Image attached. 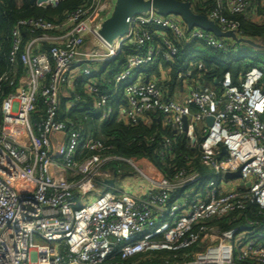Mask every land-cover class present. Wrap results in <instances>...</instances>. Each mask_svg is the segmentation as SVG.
Instances as JSON below:
<instances>
[{"label":"built area","instance_id":"1","mask_svg":"<svg viewBox=\"0 0 264 264\" xmlns=\"http://www.w3.org/2000/svg\"><path fill=\"white\" fill-rule=\"evenodd\" d=\"M62 1L35 5L46 9ZM180 1L243 38L229 16L250 19L253 0ZM114 7L115 0H87L60 23L23 20L13 31L11 61L22 64L24 74L17 78L15 72L12 81L5 77L14 90L0 95V264H127L141 254L186 251L205 241L212 244L178 264H264V234L251 238L218 225L249 205L264 213V69L252 68L237 84L227 72L215 79L217 92L203 81L205 65L191 63L197 75L190 70L179 77L181 85L188 79L193 86L183 101L170 98L171 69L149 82L132 81L135 72L159 57L172 65L182 45L229 53L237 42L201 28L189 31L181 17L152 10L134 17L129 33L109 44L100 31ZM129 45L138 53L128 56L124 70L103 90L97 75ZM82 74L89 77L85 94L101 110L102 122L116 113L115 95L123 88V120L136 125L160 114L193 147L200 139L210 178L182 170L169 179L144 159L110 156L101 139L69 117L83 102L77 93ZM171 146L167 139L166 150ZM118 162L134 167L147 183L132 192L116 190L119 171L110 165ZM114 179L115 187L106 188L116 193L75 205L78 193L90 196L98 181Z\"/></svg>","mask_w":264,"mask_h":264},{"label":"trees","instance_id":"2","mask_svg":"<svg viewBox=\"0 0 264 264\" xmlns=\"http://www.w3.org/2000/svg\"><path fill=\"white\" fill-rule=\"evenodd\" d=\"M86 1L64 0L57 7L43 9L31 5V0H20V2L0 0V84L3 92L0 95L2 98L14 90V87L10 86V82L4 81V78L8 77L12 81L15 72L18 73L17 78L24 74L23 65L11 61L13 31L17 24L20 21L30 19H43L60 23L66 13L77 9ZM253 2L255 6L252 7L255 9L256 19H247L245 16H229V19L238 25L243 38L264 41V7L261 5L262 0H253ZM195 13L205 14L206 11L196 8ZM25 33V39L28 40L27 31ZM138 51L133 45L124 47L116 59L108 63L104 71L97 75L103 90L109 89L107 81L113 80L117 74L124 70L128 56L134 55ZM249 56L251 53L242 51L240 55L234 56L230 52L223 53L204 47L200 48L198 43L191 46L182 45L180 46V54L172 65L161 62L159 57L156 64L138 69L132 81L141 79L142 82H149L159 79L167 69H171L167 81V85L170 87L168 96L174 98L176 94L174 89L179 86L181 80L179 75L186 74L190 70H192L193 75H197L196 66H190V64L202 62L207 72L203 81L218 92L220 87L215 83V79L221 80L225 73L230 72L234 83L237 84L239 79L252 68L264 66V58L261 56L254 58L252 63L245 65V60ZM77 93L82 95L83 102L74 109L69 117L77 124L82 125L90 136L101 139L109 147L108 154L110 156L134 160L144 159L169 179H173L177 172L182 170L197 171L203 175L205 181L210 178L211 173L202 165L200 139H198L197 145L193 147L187 135L185 133L178 134L170 126H166L163 116L160 114H149L148 121L142 120L136 125L119 119L118 108L121 104L125 105L126 103L123 88L115 95L113 105L116 113L103 122L101 121V112L95 114L93 111V100L81 93L78 86ZM40 106L42 109L43 104L41 103ZM36 118L37 115L34 116L35 120ZM167 139L172 141L171 150L165 148ZM114 165L111 164L110 166L115 168ZM218 225L222 230L238 228L239 233L246 232L249 237L258 238L260 234H264V213L258 206L249 205L244 212L232 214L220 221ZM186 251L148 252L129 260L127 264H178L182 263V254ZM243 264H254V262L248 261Z\"/></svg>","mask_w":264,"mask_h":264},{"label":"water","instance_id":"3","mask_svg":"<svg viewBox=\"0 0 264 264\" xmlns=\"http://www.w3.org/2000/svg\"><path fill=\"white\" fill-rule=\"evenodd\" d=\"M45 0H40V2ZM31 5H35V0H31ZM155 10L162 16H178L183 19L189 31L194 28H201L207 32L213 33L218 38L231 39L239 44H248L254 47L252 40L238 38L234 32H223L219 26L212 22L207 16L196 14L190 3L180 0H115L114 11L109 19L105 21L100 31V36L112 44L118 38L124 37L129 33L131 21L134 17L141 14L149 13ZM213 118H208L207 123L213 124ZM188 131V122L185 119V132ZM196 143V140H193ZM223 154H227L223 149ZM229 178L240 177V173L228 176ZM100 186L115 187V179L102 183L98 181Z\"/></svg>","mask_w":264,"mask_h":264},{"label":"rangeland","instance_id":"4","mask_svg":"<svg viewBox=\"0 0 264 264\" xmlns=\"http://www.w3.org/2000/svg\"><path fill=\"white\" fill-rule=\"evenodd\" d=\"M17 2H20V0H16ZM259 20V19H258ZM245 39V38H244ZM247 39V38H246ZM250 40V39H249ZM255 45L254 47L248 45V44H239L236 43V46L230 50V53L234 56L240 55L241 51L242 52H247L251 53V56L245 60V65L250 64L253 62V59L261 56L264 58V41L263 40H252ZM199 47L202 48L204 47L203 45L199 44ZM206 48V47H204ZM196 57V56H195ZM194 57V58H195ZM201 58V56H200ZM259 68H263L264 66L260 65L258 66ZM80 84L78 85L79 90L81 93L86 95L85 91V84L89 81L88 76H84L83 74L78 77ZM86 97H88L86 95ZM94 113L95 114H100L101 110L99 108H94ZM201 127V125L199 126ZM115 168L117 171H119L118 176L116 178V190H121V191H127V192H132L133 190H136L138 187L145 185L147 183L136 171V169L129 164L125 162H118L115 165ZM143 168V167H141ZM210 172V171H209ZM156 176V174H155ZM213 177V176H212ZM115 189H109L103 186H98L96 188V191L94 194L87 196V197H82L79 193L77 195V198L75 200V205H81L82 203H91L95 201L96 199L100 198L101 196L107 194V193H116ZM36 243L42 244V242H39L36 240ZM210 242H201L199 245L193 247L189 251H186L185 253L182 254V260L183 261H192L195 256L204 251L206 247H208ZM184 257V258H183ZM182 261V262H183Z\"/></svg>","mask_w":264,"mask_h":264},{"label":"crops","instance_id":"5","mask_svg":"<svg viewBox=\"0 0 264 264\" xmlns=\"http://www.w3.org/2000/svg\"><path fill=\"white\" fill-rule=\"evenodd\" d=\"M254 3V2H253ZM253 3H252V6H255V5H253ZM261 5L264 7V0H262V3H261ZM255 9H253V7L251 8V11H250V19H256V17H255ZM104 71V70H103ZM102 71V72H103ZM193 85H192V82L190 81V80H188V79H186L183 83H182V85L181 84H179V87H178V89H177V92H176V94H175V96H174V98H176L177 100H179V101H183L184 99H185V97L187 96V94H188V92H189V90H190V88L192 87ZM124 106L125 105H122L121 104V106H119V110L121 109H123L124 108ZM118 110V111H119ZM119 119H121V120H123L124 119V117L121 115V113L119 112Z\"/></svg>","mask_w":264,"mask_h":264}]
</instances>
